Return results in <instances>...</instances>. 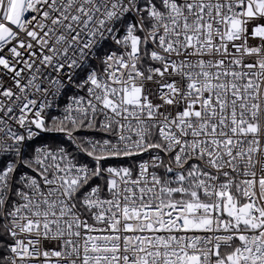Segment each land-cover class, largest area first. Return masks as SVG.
Masks as SVG:
<instances>
[{
	"label": "snow or ice",
	"instance_id": "1",
	"mask_svg": "<svg viewBox=\"0 0 264 264\" xmlns=\"http://www.w3.org/2000/svg\"><path fill=\"white\" fill-rule=\"evenodd\" d=\"M0 264H264V0H0Z\"/></svg>",
	"mask_w": 264,
	"mask_h": 264
}]
</instances>
